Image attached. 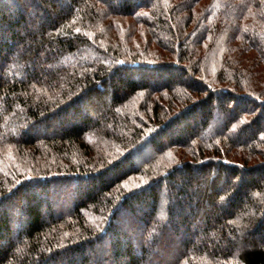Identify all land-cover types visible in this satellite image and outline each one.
Returning <instances> with one entry per match:
<instances>
[{
	"label": "trees",
	"instance_id": "obj_1",
	"mask_svg": "<svg viewBox=\"0 0 264 264\" xmlns=\"http://www.w3.org/2000/svg\"><path fill=\"white\" fill-rule=\"evenodd\" d=\"M0 264H264V0H0Z\"/></svg>",
	"mask_w": 264,
	"mask_h": 264
},
{
	"label": "rangeland",
	"instance_id": "obj_2",
	"mask_svg": "<svg viewBox=\"0 0 264 264\" xmlns=\"http://www.w3.org/2000/svg\"><path fill=\"white\" fill-rule=\"evenodd\" d=\"M217 53H218V51H215L214 53H212V60L210 62V67H209L211 71L208 70L210 75L212 73V77L215 75L214 71L217 68V62H216V61H218ZM105 96L107 97L108 94ZM106 97L103 98L105 101H107ZM98 99H99V96L97 97V96L93 95V97L89 100L88 105H90L92 103L95 107V114L100 116L104 112V110L100 107V105H98V101H99ZM146 155H148V152L147 151L145 152V150H144L137 156V159L138 160L146 159V157H147ZM165 210H166V199L163 198L160 209H159V213L157 215L160 220L164 221L166 219V211Z\"/></svg>",
	"mask_w": 264,
	"mask_h": 264
}]
</instances>
